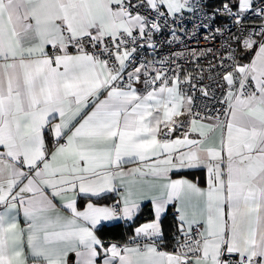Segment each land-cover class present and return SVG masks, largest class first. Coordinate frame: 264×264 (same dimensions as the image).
Wrapping results in <instances>:
<instances>
[{"label": "snow or ice", "instance_id": "6c2138e0", "mask_svg": "<svg viewBox=\"0 0 264 264\" xmlns=\"http://www.w3.org/2000/svg\"><path fill=\"white\" fill-rule=\"evenodd\" d=\"M0 264H264V0H0Z\"/></svg>", "mask_w": 264, "mask_h": 264}, {"label": "trees", "instance_id": "16d2710c", "mask_svg": "<svg viewBox=\"0 0 264 264\" xmlns=\"http://www.w3.org/2000/svg\"><path fill=\"white\" fill-rule=\"evenodd\" d=\"M129 230L126 229V227H115V228H109L107 230V236L109 238H121L122 236H126L127 232Z\"/></svg>", "mask_w": 264, "mask_h": 264}, {"label": "crops", "instance_id": "0c3cea01", "mask_svg": "<svg viewBox=\"0 0 264 264\" xmlns=\"http://www.w3.org/2000/svg\"><path fill=\"white\" fill-rule=\"evenodd\" d=\"M201 182L203 183V181H201ZM69 259H70V261H73V259H74V254L70 255Z\"/></svg>", "mask_w": 264, "mask_h": 264}]
</instances>
